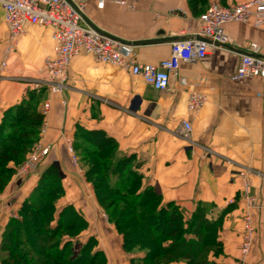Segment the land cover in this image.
Returning <instances> with one entry per match:
<instances>
[{
    "label": "crops",
    "instance_id": "0c3cea01",
    "mask_svg": "<svg viewBox=\"0 0 264 264\" xmlns=\"http://www.w3.org/2000/svg\"><path fill=\"white\" fill-rule=\"evenodd\" d=\"M126 1L121 5L114 0H89L86 21L120 40L133 60L157 63L170 57L172 42L200 38V15L210 3L232 6L247 0H208L197 11L189 0ZM226 29L236 47H218L205 58L182 62L179 75L188 82L186 88H177L175 81L168 88L152 86L129 70L82 54L71 63L68 88L61 95H51L36 82L44 79L45 59L55 55L53 29L28 26L8 53V28L0 6V117L29 90L41 93V109L51 99L44 139L51 144L47 163L59 166L66 188L59 206L74 204L84 214L89 224L80 237L98 239L106 264H130L129 255L121 235L97 204L92 186L82 173L72 171L66 139L73 144L79 125L106 130L117 139L120 155L135 154L143 186H153L164 203L175 202L189 213L200 203L209 205V217L220 219L218 233L224 247L223 253L211 258L216 264H236L240 259L246 206L240 173L246 171L250 193L257 198L252 210L254 242L247 259L250 264H264V80L235 79L250 42L258 44L255 55L264 59V25L229 23ZM189 88L208 96L197 112L188 110ZM183 120L192 124L190 138L177 133ZM38 175L35 172L23 180L13 177L0 194V242L7 222L19 216ZM79 245H74L78 252Z\"/></svg>",
    "mask_w": 264,
    "mask_h": 264
},
{
    "label": "trees",
    "instance_id": "16d2710c",
    "mask_svg": "<svg viewBox=\"0 0 264 264\" xmlns=\"http://www.w3.org/2000/svg\"><path fill=\"white\" fill-rule=\"evenodd\" d=\"M207 3L208 0H189L194 11ZM41 98V93L29 90L0 117V194L16 167L40 141L46 119L39 107ZM73 147L83 160L92 159L85 177L121 235L130 264H175L182 260L186 264H216L211 258L223 253L224 247L218 233L220 219L209 217V205L200 203L189 213L175 202L164 203L153 186H143L136 155H120L117 139L102 128L77 126ZM48 157L49 154L41 159L48 162ZM62 177L56 163H46L37 184L23 201L19 216L11 217L4 228L0 264L107 263L95 236L80 237L89 224L84 214L74 204L59 206L66 194ZM118 201L121 204L117 207ZM34 225L42 226L35 230ZM137 225L141 226L134 231ZM157 226L161 232L149 236L147 229ZM75 243H82L78 253Z\"/></svg>",
    "mask_w": 264,
    "mask_h": 264
},
{
    "label": "built area",
    "instance_id": "2783aa9c",
    "mask_svg": "<svg viewBox=\"0 0 264 264\" xmlns=\"http://www.w3.org/2000/svg\"><path fill=\"white\" fill-rule=\"evenodd\" d=\"M89 0H0L4 10V21L8 28L7 52H12L18 44L19 38L26 32L28 26L40 25L53 29L52 38L55 41V55L45 59L44 79L38 80L37 86H46L50 94H63L68 88L70 66L72 61L82 55H91L97 62L109 64L129 70L147 84L157 87H170L176 82L179 89L186 88L188 82L180 77L179 72L182 62L200 60L210 55L218 47L232 49L237 42L227 31L229 23H245L254 26L264 25V0H247L232 6L224 5L219 1L209 4L200 15V28L197 31L198 39L176 40L171 44L169 58L157 63H143L133 60L124 51V44L89 25L85 17V7ZM104 3L105 0H97ZM126 5V0H114ZM259 50L256 42H250L248 53L241 55L235 79L260 78L264 80V59L255 55ZM6 61L1 63L5 67ZM188 110L197 112L208 100L207 94L199 89L189 88ZM66 104V100L62 101ZM51 109V99H47L42 111L48 116ZM193 127L188 120H183L178 134L190 138ZM42 133H46L45 122ZM40 144V143H39ZM39 148L30 157L28 163L20 170V175L27 173L38 160V153L42 156L49 154V146L36 144ZM69 149L75 155L73 144ZM77 160V157H76ZM245 180L246 203L244 210V233L242 243V257L239 264H249L248 256L254 240V226L252 210L257 206V198L250 193V182L242 172ZM81 245L78 246L80 250ZM78 253V250H75Z\"/></svg>",
    "mask_w": 264,
    "mask_h": 264
},
{
    "label": "rangeland",
    "instance_id": "374dc122",
    "mask_svg": "<svg viewBox=\"0 0 264 264\" xmlns=\"http://www.w3.org/2000/svg\"><path fill=\"white\" fill-rule=\"evenodd\" d=\"M41 88V90L43 91V89H44V87H40ZM44 137H45V133H42V130H41V133H40V141L37 143L38 145H43V146H49V148H50V151H51V144H49V143H47L46 141H45V139H44ZM67 140V143H66V147H67V152H68V154H69V161L71 162V166H72V171L74 170V171H77V172H80V173H82V175H83V177H85V170L86 169H88V165H89V162H91L92 161V159H91V161H88V160H83L82 159V157L80 156V155H78L77 153H76V151H75V155L73 154V152L69 149V145H70V143H72L71 141L72 140H70V139H66ZM40 143V144H39ZM35 147H37V145H35ZM35 147L33 148V150H32V152H30L29 153V156L21 163V164H19L17 167H16V171H15V174L13 175V177L15 178V179H18V180H23V179H25V178H27V177H29V176H31L33 173H38L39 175V177H40V173H41V171L43 170V168L45 167V164L47 163V161L46 162H44L43 161V159H41V158H43V156L41 155V153H38V160L36 161V163L35 164H33V166L31 167V169L29 170V172L27 173V176L24 178V176H21L20 175V170L22 169L23 171H24V167L26 166V164L28 163V161H29V159H30V157H33V155H34V152L35 151H38V149L39 148H36V150L34 151V149H35ZM74 148V147H73ZM75 150V149H74ZM49 151V152H50ZM48 155V154H47ZM76 157H77V160H76ZM23 165H25V166H23ZM242 172H245V174H246V176H247V173H246V171H241V173H240V175L242 176ZM12 177V178H13ZM243 177V176H242ZM11 178V179H12ZM247 178H248V176H247ZM39 180V179H38ZM85 180L92 186V189H93V193H94V198L96 199V202H97V204L100 206V208L102 209V211H103V213H104V215L107 217V219H109V214H108V210H106L102 205H101V203H100V200H99V198L97 197V195H96V193L94 192V188H93V185L91 184V182H89L88 180H87V178L85 177ZM11 181V180H10ZM54 186L56 187V183H54ZM47 199V198H46ZM114 202H116V199H115V201ZM121 203L118 201V203L116 204V206L118 207L119 205H120ZM106 211H105V210ZM18 215H19V213H18ZM243 216H244V212H243ZM243 220H244V217H243ZM111 223V222H110ZM112 225H113V223H111ZM141 224V223H140ZM142 225V224H141ZM141 225H137L136 226V228H134V231L135 230H137V229H139V226H141ZM39 225H34V229L35 230H37L38 228H40V226H42V225H40L39 227H38ZM244 228H245V223H244ZM148 230V232H149V236H154L157 232H161V227L160 226H157V227H155V228H148L147 229ZM244 233V232H243ZM35 234H36V231H35ZM39 234V233H38ZM37 234V235H38ZM38 236H40V237H42L43 236V234H39ZM253 242H254V240H253ZM252 242V243H253ZM242 243H243V239H242ZM252 247H253V244H252ZM140 248H135V250H139ZM44 252V251H43ZM240 257H242V244H241V248H240ZM19 262V261H18ZM249 262V261H248ZM187 262L185 261V260H182V261H178V262H176L175 264H186ZM236 264H239V260L237 261V263ZM250 264V263H249Z\"/></svg>",
    "mask_w": 264,
    "mask_h": 264
}]
</instances>
